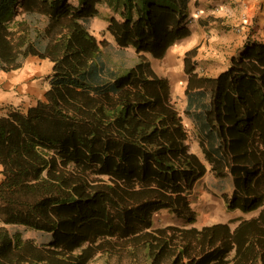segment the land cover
<instances>
[{"label": "trees", "instance_id": "obj_1", "mask_svg": "<svg viewBox=\"0 0 264 264\" xmlns=\"http://www.w3.org/2000/svg\"><path fill=\"white\" fill-rule=\"evenodd\" d=\"M190 1L0 0V70L53 63L45 99L0 117V264H264V39L216 77L195 71L197 48L185 54V112L213 173L233 181L222 197L259 210L199 228L190 195L207 166L148 57L190 35ZM103 2L122 52L140 55L124 71L89 28ZM163 210L185 225L155 227Z\"/></svg>", "mask_w": 264, "mask_h": 264}, {"label": "rangeland", "instance_id": "obj_2", "mask_svg": "<svg viewBox=\"0 0 264 264\" xmlns=\"http://www.w3.org/2000/svg\"><path fill=\"white\" fill-rule=\"evenodd\" d=\"M117 16L106 2L99 4V14L92 18L89 23L91 32L100 41H106V46L102 47L103 58L107 61L111 68L124 71L133 66L140 55L135 49L128 47L122 52L116 43L114 37L107 30L110 16ZM248 22H242L241 26H245ZM249 38V37H248ZM220 49V48H219ZM224 49V48H223ZM222 50V49H221ZM241 50L237 48V52ZM223 51V50H222ZM153 68L161 76H167L171 81L173 100L177 109L183 116L184 125L188 130V143L190 149L196 152L206 163L207 171L195 185L190 195L192 207L197 213V220L193 224L199 228L205 225H211L219 222H228L234 228L239 219L253 217L258 214L259 210L245 213L241 210H230L222 197L223 193L231 194L234 185L231 176H216L211 170V164L206 161L201 146L199 144L198 130L189 113L185 112L187 105L186 87L188 84V75L185 69L169 68L163 59H156L148 55ZM180 55L176 56V60ZM185 57V56H184ZM184 60V58H183ZM204 61L192 59V63L196 65ZM53 63L49 59H41L37 56L29 57L23 66L17 70L11 71L9 75H15L19 80L14 87H10L9 91H14L15 102H7V104L17 107L22 111H26L30 106L36 105L41 99H45V93L51 87ZM197 73H204L203 69H199ZM165 74V75H164ZM167 74V75H166ZM3 88V85L1 84ZM168 225L183 226L185 222L167 210H163L156 214L155 227H164ZM10 231L14 232L16 228L24 232V237L34 238L38 242L42 241L40 233L33 230H25L23 226H8ZM105 259L96 256L89 264H105Z\"/></svg>", "mask_w": 264, "mask_h": 264}, {"label": "crops", "instance_id": "obj_3", "mask_svg": "<svg viewBox=\"0 0 264 264\" xmlns=\"http://www.w3.org/2000/svg\"><path fill=\"white\" fill-rule=\"evenodd\" d=\"M198 9L202 14L188 23L190 35L178 40L162 58L169 68L183 69L185 54L197 48L193 59L204 62L198 63L195 71L203 69L205 74L199 75L216 77L240 55L237 48L242 49L249 38L264 39V0H191L190 16ZM242 22L248 23L240 27ZM10 72L0 70V117L17 108L7 104L15 102L14 91L9 88L19 80Z\"/></svg>", "mask_w": 264, "mask_h": 264}, {"label": "built area", "instance_id": "obj_4", "mask_svg": "<svg viewBox=\"0 0 264 264\" xmlns=\"http://www.w3.org/2000/svg\"><path fill=\"white\" fill-rule=\"evenodd\" d=\"M202 14L201 10H196L195 13L191 16L189 23L193 22L195 18L199 17Z\"/></svg>", "mask_w": 264, "mask_h": 264}]
</instances>
